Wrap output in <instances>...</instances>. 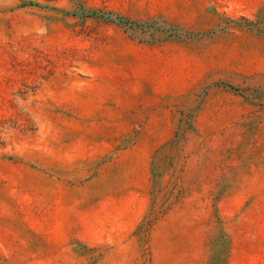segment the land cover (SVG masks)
I'll return each instance as SVG.
<instances>
[{"label":"rangeland","instance_id":"374dc122","mask_svg":"<svg viewBox=\"0 0 264 264\" xmlns=\"http://www.w3.org/2000/svg\"><path fill=\"white\" fill-rule=\"evenodd\" d=\"M0 264H264V0H0Z\"/></svg>","mask_w":264,"mask_h":264}]
</instances>
